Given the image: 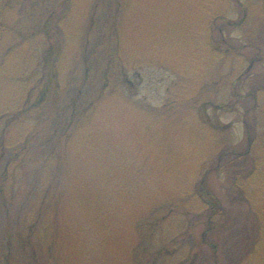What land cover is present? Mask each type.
<instances>
[{
	"label": "rangeland",
	"instance_id": "1",
	"mask_svg": "<svg viewBox=\"0 0 264 264\" xmlns=\"http://www.w3.org/2000/svg\"><path fill=\"white\" fill-rule=\"evenodd\" d=\"M4 16L0 264H264V0Z\"/></svg>",
	"mask_w": 264,
	"mask_h": 264
},
{
	"label": "trees",
	"instance_id": "2",
	"mask_svg": "<svg viewBox=\"0 0 264 264\" xmlns=\"http://www.w3.org/2000/svg\"><path fill=\"white\" fill-rule=\"evenodd\" d=\"M23 1H26V0H0V35H3V34H5L6 33V30H7V26L5 25V21H4V19H5V11H7V9H9L10 8V4L11 3H13V4H15V3H19V4H21ZM40 1H43V0H40ZM255 93H257V90L255 89V90H253V92L252 93H249L248 95H247V99L246 100H249V103H252L253 101H254V103H255V100H256V95H255ZM249 113V110H248V108H247V114ZM246 124H247V122H246ZM253 134H252V139H253ZM252 139L251 140H249V142H250V144L252 143ZM248 142V143H249ZM249 144V145H250ZM242 152V151H240L239 149L238 150H236L235 148H232L231 150H230V152L228 153V152H224L221 156H220V158H219V162L220 163H223V161H225V159L228 157V155L229 154H232L233 156H237V155H239V156H241V155H243L244 156V158H246L249 154V152H247L246 154H242V153H239V152ZM243 153H245V152H243ZM209 175H210V173H207L205 176H204V178H203V181H202V184H201V187L203 188V190H205V191H208V192H210L208 189H207V178L209 177ZM239 180V178L238 177H236L235 179H234V186H236V182ZM201 188V189H202ZM201 193H203V191L201 192ZM211 193V192H210ZM212 194V193H211ZM213 195V194H212ZM209 213H210V215H211V217L212 216H214V215H216V214H219V215H225V213H226V211L225 210H223V209H220V207H219V205H214V208H213V210H211V211H209ZM213 229V225H212V223L210 222V224H209V226H208V229L207 230H212ZM210 243V242H209ZM211 246H213V245H211ZM213 249H214V247H212ZM211 257H212V260H213V262L216 264V263H218V260H217V258H216V255L214 254V251H213V254L211 255ZM210 257V258H211Z\"/></svg>",
	"mask_w": 264,
	"mask_h": 264
}]
</instances>
